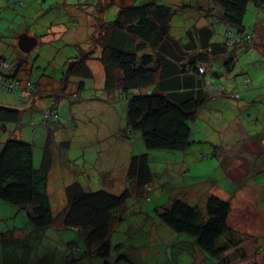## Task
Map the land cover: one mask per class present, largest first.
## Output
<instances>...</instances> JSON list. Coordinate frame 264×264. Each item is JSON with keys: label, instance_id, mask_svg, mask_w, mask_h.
Listing matches in <instances>:
<instances>
[{"label": "trees", "instance_id": "1", "mask_svg": "<svg viewBox=\"0 0 264 264\" xmlns=\"http://www.w3.org/2000/svg\"><path fill=\"white\" fill-rule=\"evenodd\" d=\"M59 1L64 6H68L70 2V0ZM182 1L92 0L93 7L97 10L92 9V15H89L91 8L89 7L84 17L86 21L93 18L94 29L87 31L88 34L91 32L89 37L93 42L91 41L92 45L88 46H93V50L100 46L98 56L92 49L82 48L81 41L84 36L83 32L79 36L77 24L80 21L78 17L83 15L74 12L68 20L71 22L69 27H65L69 31L64 36L70 35L68 43L64 46L62 43L58 46L57 41L54 43L53 50L61 52V56L56 57L55 60L46 54L39 57L41 68L35 64L38 57L26 58L15 42L20 31H29V27L35 29L34 17L26 16L25 12V15H22L20 13L22 9H17L27 6L29 0L0 1L2 4L0 13L6 10V15L0 16V23H5L9 29L13 24L17 26L13 31L15 35L8 39V42H3V29H0V47L6 46L4 49L0 48V201L10 204L18 211L23 210L27 222L34 230L45 231L44 241L49 242L50 245L60 244L63 247L66 245L70 255L67 256L68 264L75 262L78 264L82 260L81 256L87 258L95 256L101 261L105 258L103 264L107 263L106 258L110 254L111 245L110 233L121 227L119 222L125 220L128 213L123 214L124 206L133 200L131 210L129 209L130 217L133 219L142 217L149 209L146 204L151 201L147 193L153 189L150 185L155 179L151 168L153 153L171 154L169 157L175 159L177 165L180 163L179 159L182 160L181 167L184 168L188 157L195 159L198 156L201 159L199 156L202 155L201 152L211 151L215 157L227 158L229 164L224 166L227 167L225 170L229 175V171L233 166L235 167L234 162L238 155L245 156V152L242 149L239 151V147L234 145L225 153L227 149L224 145L221 146V143L219 145V141L210 144L211 139L207 138L206 133L209 131L212 134V132L200 118H204V107L217 99L223 100L224 108L229 106L227 99L236 102L243 100L242 91L249 92L251 84L245 76L238 75L226 79L225 75L219 77L220 73L216 70L207 73L204 67L211 56H220L230 48L236 49L242 46L247 48L250 45L252 37L246 34L243 20L250 10V5L263 9L264 1L211 0V7L204 10L192 3L193 0H187L190 1V7H197L199 11L207 13L209 23L211 20L210 26L196 29V33L200 36L199 43L196 40L183 43L171 35L170 21L173 15L179 12L178 8L189 7L188 3H181L182 7L178 6ZM212 2L219 7L220 16L215 14L209 16L214 11ZM43 4L51 5L52 2L46 0ZM107 7L112 19L103 16ZM86 10L85 8L84 11ZM221 25L223 30L219 36L222 35V41L208 43L209 38L216 35L214 32ZM226 25L231 26L235 31L232 38L234 44H229L230 31ZM40 30V36L46 38L47 27ZM191 33V30H188L186 37ZM239 39L241 42H238ZM62 48L67 51H61ZM74 50L79 52L76 53ZM262 56L264 58V46ZM228 58L230 60L225 58L227 61L224 62V73H229L233 63L237 61L236 57ZM88 59L100 61L102 64L104 79L99 84V90L104 86L101 90L105 93L109 92V95L113 96L110 92L117 91L126 100L123 126L125 135H132L133 138L135 134L141 139L142 150L137 153L129 150L127 160L123 159L122 154L107 149L106 144H102L98 149L100 153L95 165H99L100 178L121 180L122 184L117 187L90 189L89 184L84 182L82 173L85 166L83 164L82 167L77 166V175H70V161L67 162L69 164L66 167L59 166L64 170L62 182L58 183L56 157L51 156L47 149H43L39 157H35L32 143L16 137V130L20 124L22 129H19L22 133L27 128L34 132L37 130L47 132L48 127H52L53 130L54 126L59 130L62 129L63 123L59 117L60 113L65 118L68 117L69 107L66 100H77L80 94L86 96V91H88L86 97L92 98L93 93L90 91L93 90L87 88L85 83L93 79L91 68L87 63ZM44 65L51 66V70L56 66L62 72V77L46 73ZM68 76L73 78V81H68L69 83H65L62 87L64 79ZM238 77L241 78L239 87L229 88L225 85V82ZM71 83L73 86L76 85L75 90H70ZM44 97H48L49 102L40 110V126H35V120H31L26 127V123L22 121L25 111L38 110L34 107L37 106L34 103L37 104ZM50 107L57 113V117L47 120L43 116L47 115ZM242 111L243 108L235 115L239 117L238 114ZM245 113L247 115V112ZM241 116L238 118L239 125L243 133H246V142L251 141L258 146L263 142L259 148L264 153V112L253 120L244 118L242 114ZM224 119L227 120V117ZM228 119L234 120V115L229 116ZM198 124L204 132L201 140H198L200 137L197 139L194 136ZM9 126L14 128L8 129ZM128 135L121 138L130 141ZM52 138V132L48 133L49 144H52ZM101 140L104 138L101 137L97 141ZM207 144L208 149L205 148ZM59 145L60 150H68L70 141H64ZM89 159L94 161L92 158ZM247 171L252 178L258 170L250 172L247 167ZM92 173L96 171H90L89 178ZM53 175L57 180L52 179ZM231 182L234 184L232 180ZM213 184L216 191H212L213 186L185 185V182L180 180L179 185L188 189L186 192L181 189L178 192L179 187H176L177 192H175L177 195L180 192L188 194L194 203H188L185 201L186 197L183 199L177 195L170 197L167 203H163L160 201L163 194L168 191L161 192L162 195L157 202L163 204L155 205L153 209L157 220L152 216L156 221L150 225L149 220H144L140 223L141 228L147 229L150 237L153 236L155 226L165 225L175 233L177 242L180 240L181 244H177L180 245L183 253L184 249L191 253L192 256L186 260L189 263L199 259L204 264H233L238 257L244 259V253L239 250L241 245L239 233L229 224L230 201L219 196L216 192L218 189L221 190V187L217 186L216 182ZM252 185L256 186L258 183ZM52 186L58 194H52ZM58 195L61 197L55 201ZM230 195H234V192ZM147 200L149 201L146 203ZM195 201H198L199 205ZM53 206L57 208L56 211ZM130 217L127 219L130 220ZM53 235L56 237L55 240ZM73 235H76V238H73ZM59 239H61L60 243H58ZM76 245H85L86 249L84 248L83 252H79L78 249L75 251ZM48 248L54 249V255L59 251L58 246ZM174 248L176 252L170 255L175 259L178 254L179 259L184 260V255L178 253V247ZM31 252L32 250L29 251V257ZM75 252L79 253L75 255ZM33 255L31 260L33 262L30 264H36L38 256L39 258L42 256L36 249Z\"/></svg>", "mask_w": 264, "mask_h": 264}, {"label": "rangeland", "instance_id": "2", "mask_svg": "<svg viewBox=\"0 0 264 264\" xmlns=\"http://www.w3.org/2000/svg\"><path fill=\"white\" fill-rule=\"evenodd\" d=\"M45 1L46 0H37V7H33L35 9L37 8L36 16L33 18L34 27L36 29L33 35L38 38L39 42L36 48L31 51V53H24L26 58L29 59L37 56L38 58H36L35 64L37 67L41 68L39 57L46 54L49 55L50 58L52 57L55 60L56 57L61 56V52L58 53L57 50H53L55 46L54 43L57 41L58 46L60 45V43H62L63 46L65 45V43H68L67 40L68 36L70 35L64 36V34L69 31L66 30L65 27H69V23L71 22H68V20L71 16H73L74 12L83 15L82 17H78L80 21H78L77 24L79 28V36L82 32L84 36L83 40L81 39V42L83 43L82 48L85 50H93V46L90 47L92 45L90 44L91 41L93 42V39L91 40V38L89 37L91 32L89 34L87 33L88 29L91 31H93L94 29L92 23L93 18H89V21H86L84 17V14L88 12L89 7H91L89 15H92V9L97 10L93 7L94 4L92 0H70L71 3L69 2L68 6H64L59 0H48L49 2H52V4L44 5L43 3ZM178 6H181V4ZM30 8L31 4L29 3L27 4V6H24L22 8L17 7V9H22V11L20 12L22 15H25L24 12L28 13L30 11ZM85 8L87 9L86 11H84ZM218 8L215 7L214 12ZM184 9H186V7L178 8V10L180 11L176 13V18H182L186 21L192 20L193 18L189 16L192 11ZM31 13L32 11L30 12V14ZM4 14L6 15V10H4L3 13H0V16ZM109 15L110 14L107 7L106 14L103 16L107 19H110L111 17ZM257 17H260V21H263L262 27L264 29V8H255V6L251 7L250 5V10L245 14L244 27L246 29L245 32H247L248 34L250 33L249 35L251 37H253L255 33L253 27L255 26ZM46 27L48 36H46V38H43L44 36H40V29ZM7 28L9 27H6L5 23H0V29L4 30L3 42H8V39L15 35L13 31L17 29V26L15 24L11 25L10 31L6 30ZM72 34L74 35L75 32H73ZM89 44L90 46H88ZM0 48L4 49L6 48V46H2ZM99 50L100 46L95 47L93 50L97 56ZM61 51L66 52L67 49L62 48ZM77 51L78 50H76L75 52L77 53ZM71 52L73 53V50ZM93 58L95 59V57ZM87 63L91 68L93 79L90 81H86L85 83L87 88H92L93 90L90 91V93H93L92 98L86 97L88 92L86 91V96H81L80 94L77 100H66V102L68 103L67 106L69 107L68 117L65 118V116L61 113L59 117L61 118L60 121L63 123V127L61 126L62 129L59 130L58 127L56 128V126H54L53 130H51L52 127H48L47 134L52 132L54 136L53 140L56 142V144L62 143L64 141H70V146L66 151L68 155L67 158L71 163L70 175H77V166L82 167L84 165L85 169L82 170L83 176L85 178L84 182L89 184L90 189H101V187L105 188L107 186L117 187L122 184L121 180L113 181L108 178H100V174L98 172L99 165H95V163L97 162V158L100 153L98 149H100V146H102V144H106V147L110 146V149L112 150L111 152H115L116 148H113L114 139L118 141L119 137L128 135H125L123 129V126L125 125L124 115L126 109V100L123 99L121 94H119L117 91H115V93L110 92V94H112L113 96H110L109 92L105 93L101 90L104 86H102L99 90V84L102 79H104L103 68H100L99 65L101 63L93 59H88ZM207 67H210V64H208ZM216 68L217 66L213 62V69ZM44 69L48 74L55 75L56 77H62V72L56 66L54 67V70H51V66L47 67L46 65H44ZM66 79H64L62 87L65 86V83H69L68 81H73V78H71L70 76H68ZM221 80H223L224 82V78H222ZM75 87L76 85L73 86V84L71 83L69 88H71L70 90H75ZM76 97H78V95ZM259 101L260 102H258L259 104L257 105V107L261 106L264 108L263 102L261 100ZM34 105H37L34 107L40 109V107H42V100L38 101L37 104L35 102ZM251 113L253 115L251 116V118H249V120L255 119V113L253 112V110H251ZM37 114L40 115V113ZM37 114H34V118H36ZM238 115L239 118L242 117L240 113ZM56 117L57 113L54 112L51 107L48 109L47 115L43 116V118L47 120H51L52 118ZM200 120L204 121L207 124V129L212 132V134L209 131H207L206 133L207 136H210H206L207 138L211 139L210 144L219 141V145L221 143V146L224 145L226 147L227 150L225 153L230 150L229 148L232 145H234L235 147L239 146V151L240 149H242V145L246 142V137L241 130L242 128H240L237 132L233 131V129H236L238 127L235 124H232V119L227 118V120H225L221 118L220 115H218L216 118H213L211 120L205 118H200ZM35 126H40V124H35ZM11 128H14V126L8 127V129ZM19 128L22 129V124L17 127L16 137L18 139L22 138L26 140L25 135L23 136L21 134V129ZM196 128L197 130L194 133V136L197 137V139L200 137L198 140H201L204 132L203 130H201V126L199 124ZM107 129H111V134L107 132ZM114 130L118 134V138L117 134H114V132L112 133V131ZM228 130H230L229 134H227ZM102 131H106L104 140L97 141V139H95L96 133H98L100 139ZM217 132L219 134H217ZM224 134H226V136L223 140L222 136ZM133 135V138L132 135H128L130 141L127 140L126 143L130 145V147L127 148L130 151L134 150V152L137 153L142 150L141 139L139 135ZM38 136L39 134L37 135V137ZM32 145L34 147V156L39 157V155L41 154V146L36 142ZM245 145L246 147L251 146L248 143H246ZM132 147L133 149H131ZM205 148L208 149V144L207 146H205ZM242 150L245 152V157L249 159L250 151L247 149ZM252 150L254 151L255 148H252ZM128 151L126 152L128 153ZM201 153L202 155H199L201 159H199L198 156L195 159L192 157H188L187 162L185 163L186 166L184 168L181 167L182 160L179 159L180 163L177 165L176 160L169 157L171 154L153 153L151 155V168L153 173L155 174V179H153L152 181L153 184L151 183L150 185L153 187V189L150 191V193H147L148 198L151 202L147 203L149 200L145 201L149 209L145 211V214L142 217L133 219L130 217V208L132 206L133 200L131 201V203L128 202L129 204L124 206V208L122 209L124 210L123 214H126L127 212L128 213L125 216L126 219L119 222L121 227H119V229L117 230L114 229L110 233V254L109 258L106 259L107 263L105 264H201V262L202 264H204V262L200 261L199 259L194 260L190 263L187 262L186 260H188V258L192 256L191 253H189L187 249H184L183 253V250L179 247L180 245L177 244H181L179 242L180 240L177 242L175 233L170 231L165 225L162 224L158 227L155 226L152 233L153 236L149 237L148 230H143L141 228L142 224H140L144 220H149L150 225H152L157 220L153 213L154 206L167 203L170 197L177 195V191L175 189L176 187H179L178 192L180 191V189L184 192L187 191V187L182 188L179 185L180 180H182V182H185V185H204L209 187L213 186L214 188H212V191H216L215 185L213 184L214 182H216L218 183L217 186L224 187L230 194L235 192V190L237 191L236 183L233 182L234 184H232L230 175L224 170V165L229 164L227 162V158L225 156H223V158L221 156L215 157L213 156V153L211 151ZM118 154H122L123 159L125 158L126 160L125 152L123 150L118 151ZM205 155H207L208 157H206ZM89 158L94 159V161H91V159ZM241 163L242 164L238 163V167H240L238 168V170L244 172L245 163ZM60 164L61 161L56 166L58 183L62 182V174L64 170L59 167ZM92 170H95L96 173H92L89 178L88 176L90 174V171ZM248 170H250V172L253 170H258L254 173L255 177L252 176L253 180L250 177L251 175L246 176L243 180V183H247L245 184V189L240 188L241 191L235 192L237 194L234 193V195H229L226 198L229 199L231 205L229 224L234 230L238 231V236L239 238H241V245L239 246V250L244 253V259L238 257L236 260H234L233 264H264V168L258 162L255 165L251 161L248 165ZM175 173L178 174L174 175ZM57 178L54 175L52 176L53 180H57ZM114 178L115 180H117L116 177ZM250 178L251 180H249ZM254 178H256V180ZM256 182L258 183V185L253 186L252 184L255 185L257 184ZM51 190L52 194H58L56 193L54 186L51 187ZM164 191L168 192H165L163 194L164 198L162 197V200L160 201L163 203L158 202L157 204H155L157 201H159V197H161L162 195L161 192ZM217 192L220 191L218 190ZM221 194L222 196L224 195L222 192ZM54 195L52 196V205ZM60 197L61 195H58L55 198V201ZM177 197L183 199L186 197V202H190L192 204L194 203L192 197L188 196V194L186 195L180 192ZM144 199H146V197ZM195 203L199 205L198 201H195ZM125 208H128V210H126ZM53 209L54 211L57 210L55 206H53ZM152 216L155 217L156 220L154 218L152 219ZM127 217H130V220H128ZM157 224L158 223H156V225ZM32 228L33 226L27 222L26 213L23 210L18 211V209L14 208L10 204L0 201V264H30L33 262L31 260L34 256V249H36V251H39L40 255H47L48 252L45 251V248L47 246H57L50 245L46 241H37L35 238L41 237V231H32ZM55 235H53V237H55ZM73 236V238H76V235ZM53 239L55 240L56 237ZM60 242L61 239H59L58 243ZM38 245H40L39 249L37 247ZM174 247H178V253L180 252V254L184 255V260H180L178 258L174 259L170 255V253L176 252V249ZM31 250L32 252L30 253L29 257V251ZM230 252L232 251H229V253ZM57 255H59V251L57 252ZM122 256L123 258H121ZM59 258L57 256L53 264H59ZM88 261V259L85 260L84 264H89ZM36 262V264H51L48 260H44L43 257L39 258V256Z\"/></svg>", "mask_w": 264, "mask_h": 264}, {"label": "crops", "instance_id": "3", "mask_svg": "<svg viewBox=\"0 0 264 264\" xmlns=\"http://www.w3.org/2000/svg\"><path fill=\"white\" fill-rule=\"evenodd\" d=\"M37 0H29V4H31V8L30 11L27 13L26 16L30 15V17H35L36 13H37V8H33V7H37L36 4ZM46 2V1H45ZM190 1L187 0H183L182 2H180L179 4H189V7L187 6L186 9L184 10H189L192 11L191 14L189 16H191L193 19L186 21L183 20L182 18L177 19V14L173 15L171 21H170V27H171V35L174 36L175 39H178L180 41H182L183 43H186V41L190 42L193 40H196L197 43H199L200 41V36L198 35V33H196V29H201V27H207L208 25L210 26L208 17H207V13L205 11H202L197 8V7H190ZM192 3H195L198 7H202L204 8V10H207L211 7V0H193ZM212 6L213 9H215V4L212 2ZM184 6V5H183ZM182 7V6H181ZM218 8V7H216ZM33 9V10H32ZM32 11V13L30 14V12ZM180 11V10H179ZM220 16L221 11L219 10V8L214 12L212 11L209 16ZM256 23L254 28V36L252 37V42H250V45L246 48V47H238L236 49L230 48L227 49V51L225 53L220 54V56L215 55L214 57H210V59L208 60V62L205 64V70L208 72H211L212 70H216L218 73H220L219 77H224L225 78H229L232 76H238V75H242L245 76L246 78H248L249 83L251 84V89L249 90V92L247 93H243L242 91V98L243 100L236 102L234 100L231 99H227L228 100V104H229V108H224L223 107V103L221 100L212 102V103H208L207 106L204 107L203 110V117L205 119H213L216 118L218 115L221 116V118L224 119V117H229L234 115V120H233V124H235L238 128L234 129L233 131L237 132L241 126L239 125V117H237V115H235V113H237L238 111H240L241 108H243V111L240 112V114H242L244 116V118L249 119V117L251 118V116L253 115L251 113V110H253V112L255 113V117L260 116L261 113L264 112V108L263 107H257V105L259 104L258 102H260L259 100H261L264 104V58L262 56V47L264 46V29L262 27L263 21H260V17H257L256 19ZM212 25V24H211ZM243 25H245V18L243 20ZM24 28H26L23 25ZM28 28V27H27ZM29 31H18V35L20 34H26L30 37H35L37 39V44H38V38L36 36H34V32L36 29H34L33 27H29ZM6 30L10 31L9 28H7ZM20 30V29H19ZM188 30H191V34L187 35ZM222 25L221 27H217V31L214 32L216 35L211 36L209 38L208 43H212V42H220L222 41V35L219 36L220 32L222 31ZM246 31V29H244ZM4 30H2L3 32ZM1 32V33H2ZM4 33V32H3ZM2 33V34H3ZM217 34H218V38H217ZM246 34H248L246 32ZM250 34V33H249ZM17 39V38H16ZM17 44V41H16ZM252 49H256V50H252ZM33 51V50H32ZM228 57L230 58H237L236 63L232 65L229 73H224V62H226L227 60H225V58H227L228 60H230ZM100 62V61H98ZM213 62L215 63V65L217 66L216 69H213ZM210 64V67H207V65ZM100 68H103L101 65L99 64ZM222 74V75H221ZM211 76H213L211 74ZM214 77V76H213ZM207 78V77H206ZM215 78V77H214ZM225 79V80H226ZM240 80L241 78H237V79H233L231 81L225 82V85L230 87L233 86H240ZM256 85H255V83ZM241 88V87H240ZM49 102V98L48 97H44L42 99V107H40V109L36 110V109H29L27 111H25V114L23 116L22 121L26 123V127H27V123L31 122V120H35V124H39L41 121V116L38 115L37 113H40L41 108H44ZM245 112H248L247 115H245ZM37 114L36 118H34V114ZM243 118V119H244ZM26 120V121H24ZM24 123V124H25ZM119 130V129H118ZM242 130V129H241ZM243 131V130H242ZM106 132V131H105ZM104 131H102V135L101 137L104 138L105 133ZM107 132L109 134H111V129H107ZM114 132V134H117L116 131H112V133ZM21 134L24 136L26 140L25 141H29L32 144H34L35 142L41 146V152L43 151V149H47L49 150V152L51 153V156L56 157V159L58 160L56 164H58L61 161L60 166H64L66 167L68 164L67 162H69L68 158H67V150H60V145L61 143H57L53 140L52 144L47 142V132H45L44 130H37V132L35 131H31L30 129L27 128V130H24V132ZM39 134V136L37 137V135ZM97 137L95 139H99L98 133L96 134ZM245 135V133H244ZM225 136H223V140L225 139ZM230 136V135H229ZM118 134H117V138H118ZM210 137V136H208ZM54 138V136H53ZM52 138V139H53ZM22 139V138H21ZM210 139V138H208ZM24 140V139H23ZM61 140V139H60ZM246 143L250 144L251 146H247L246 147ZM245 144L242 145V149H247L250 151V157L249 159H247L245 156L243 155H238L236 162L235 163V167L233 166V169L231 171H229L230 175H231V180L237 184V191L235 190V192H239L241 191L240 188L245 189L244 187L246 186L245 184L247 183H243V180L246 176H249L250 174H248L247 171V167L250 164V162L252 161L255 165L257 164V162L264 168V153L261 152L259 146L263 145V142L259 143L260 145L258 146L257 144L249 141V142H245ZM59 145V146H58ZM127 147H130V145H128L126 143V141L124 139H122L121 137H119L118 141H116L114 139V143H113V148L115 149V152L118 153L117 150H123L125 152V157L126 160L128 158L129 153H127L126 151H128L129 149ZM239 147V146H237ZM255 148V150L253 151L252 148ZM107 149H110V146L107 147ZM34 151V150H33ZM254 154V156H253ZM258 160V161H257ZM241 162H244V172H241L238 170V163L242 164ZM57 166V165H56ZM231 167V166H230ZM227 167L224 166V170ZM226 171V170H225ZM253 177H255V175H253ZM256 180V178H254ZM251 180V178L249 179ZM253 180V178H252ZM221 190L218 189L220 192H216L219 196L223 197L224 199L227 198V196L230 195V193L222 186ZM162 188V187H160ZM221 192L224 194L222 196ZM234 192V193H235ZM237 194V193H235ZM158 203V202H157ZM32 231H36L34 230V228H32ZM31 236V235H30ZM41 237H36L35 239L37 241H44L46 240V235H45V231H41ZM49 243V242H48ZM50 244V243H49ZM38 245V249H39ZM59 248V255H54V249L53 248H48L47 246V256L42 255L41 257L44 258V260H48L51 264H53V262L55 261V259L59 258V264H68L67 261V256L69 255V252L67 250V246L65 245V247H63L62 245H57ZM75 251L78 249V251H82L84 248L86 249L85 245H76L74 247ZM52 249V250H50ZM38 252V251H37ZM74 252V251H73ZM79 252H75L74 254H78ZM83 252V251H82ZM70 256V255H69ZM40 257V258H41ZM76 257V256H74ZM79 257V256H78ZM176 258L179 259V255L177 254L175 256ZM109 258V255L106 259ZM80 262L78 264H80L82 262V264H84L85 259H88L89 264H103L105 261V258L101 260H99L100 258H97L95 256H88L87 257H82L81 256ZM146 259V258H145ZM74 261V260H73ZM77 262H75L76 264ZM72 264V263H69ZM182 264V263H181Z\"/></svg>", "mask_w": 264, "mask_h": 264}, {"label": "water", "instance_id": "4", "mask_svg": "<svg viewBox=\"0 0 264 264\" xmlns=\"http://www.w3.org/2000/svg\"><path fill=\"white\" fill-rule=\"evenodd\" d=\"M17 46L23 53H30L37 46V39L35 37H30L26 34H20L17 37Z\"/></svg>", "mask_w": 264, "mask_h": 264}, {"label": "built area", "instance_id": "5", "mask_svg": "<svg viewBox=\"0 0 264 264\" xmlns=\"http://www.w3.org/2000/svg\"><path fill=\"white\" fill-rule=\"evenodd\" d=\"M226 26H227L228 31H230L231 42L229 44H232V43L234 44V41L232 40V38L234 37V32L235 31H234V29L231 26H229V25H226ZM245 38L248 39V37H245ZM238 42H241V40L239 39Z\"/></svg>", "mask_w": 264, "mask_h": 264}]
</instances>
